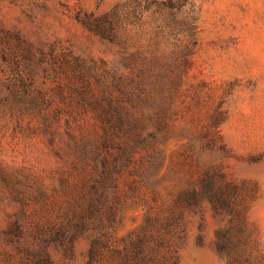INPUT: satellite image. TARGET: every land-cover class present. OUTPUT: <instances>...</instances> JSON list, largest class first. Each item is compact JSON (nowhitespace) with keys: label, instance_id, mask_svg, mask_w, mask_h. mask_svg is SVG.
I'll use <instances>...</instances> for the list:
<instances>
[{"label":"rangeland","instance_id":"obj_1","mask_svg":"<svg viewBox=\"0 0 264 264\" xmlns=\"http://www.w3.org/2000/svg\"><path fill=\"white\" fill-rule=\"evenodd\" d=\"M98 23H113L114 39L95 31ZM0 30L32 45L34 63H22L19 71L24 78L34 71L35 85L58 105V85H65L58 64L67 51L105 60L120 72L156 53L167 61L186 54L187 72L163 90L173 96L172 132L160 145L162 164L152 180L165 175L157 188L167 204L175 182L185 187L206 171L223 175L235 184L236 201L244 200L248 229L264 248V0H0ZM13 45L0 42V264H89L92 229L64 239L53 232L66 223L69 204L86 207L80 195L93 158L74 164L64 153L60 158L43 136L28 133V118L17 121ZM5 48L11 56H2ZM82 123L94 132L92 120ZM113 153L123 152L117 146ZM133 158L120 180L122 191L129 170L147 163L146 150ZM83 190L89 200V185ZM177 212V264H227L215 239L234 215L217 213L206 199ZM142 213V207L127 208L110 230L118 238L128 235L142 223ZM109 261L101 255L95 264Z\"/></svg>","mask_w":264,"mask_h":264},{"label":"trees","instance_id":"obj_2","mask_svg":"<svg viewBox=\"0 0 264 264\" xmlns=\"http://www.w3.org/2000/svg\"><path fill=\"white\" fill-rule=\"evenodd\" d=\"M109 24L108 28L98 23L95 31L114 39L113 23ZM1 41L14 44L16 78H19L13 90L17 121L28 118V133L43 136L56 156L62 158L64 153L72 158L73 164L77 160L87 162L89 157L94 161L93 173L81 188L80 200H85L86 207L80 208L78 201L69 204L64 215L66 223L63 221L53 232L57 239L70 234L74 238L92 229L95 237L89 250V264H95L101 255L110 259L109 264H177L181 219L177 210L193 208L206 199L217 213L226 210L234 215L215 239V248L226 257L227 264H264V248L254 230L248 229L245 202L234 198L237 192L234 183L218 172L206 171L197 182L189 181L185 187L174 181L168 194L171 199L163 204L157 185L166 177L152 180L162 164L160 145L172 132L173 96L163 90L179 83L187 72L190 60L186 54L176 53L175 58L167 61L156 53L131 71L120 72L105 60L98 62L67 51L58 64V70L65 76V85H58L56 92L61 102L58 105L35 85L34 71H29L28 78L19 71L22 63H34L36 53L32 45L21 35L3 34V30ZM7 52L5 48L2 56H11ZM131 83H135L134 88ZM85 120H92L93 133L83 129ZM117 146L123 152L117 153L119 157L113 153ZM145 150L147 163L129 170L127 188L122 191L120 180L125 176V168L134 161L135 153ZM61 178L67 183L64 176ZM86 185L93 192L89 200L83 190ZM97 188H101L99 194ZM129 207H142V223L118 238L110 229L115 230L122 222ZM45 233L41 232L47 238L48 230Z\"/></svg>","mask_w":264,"mask_h":264}]
</instances>
